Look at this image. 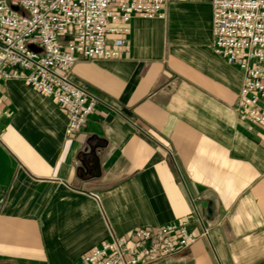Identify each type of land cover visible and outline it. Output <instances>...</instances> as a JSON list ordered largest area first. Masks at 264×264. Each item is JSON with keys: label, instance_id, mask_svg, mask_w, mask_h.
<instances>
[{"label": "crops", "instance_id": "crops-1", "mask_svg": "<svg viewBox=\"0 0 264 264\" xmlns=\"http://www.w3.org/2000/svg\"><path fill=\"white\" fill-rule=\"evenodd\" d=\"M125 39L120 58L73 67L105 104L72 137L53 99L0 83V264H82L111 235L183 220L196 242L154 264H264V131L239 120L244 76L213 50L211 4L172 1Z\"/></svg>", "mask_w": 264, "mask_h": 264}, {"label": "built area", "instance_id": "built-area-1", "mask_svg": "<svg viewBox=\"0 0 264 264\" xmlns=\"http://www.w3.org/2000/svg\"><path fill=\"white\" fill-rule=\"evenodd\" d=\"M172 1L177 0H0V83L18 80L53 99L72 137L105 104L72 79L73 67L81 60L120 58L131 20L162 18ZM193 1L211 4L213 50L243 73L239 120L264 131V0ZM194 215L201 222L196 207ZM196 240L187 220L139 227L111 235L82 264H154Z\"/></svg>", "mask_w": 264, "mask_h": 264}, {"label": "water", "instance_id": "water-1", "mask_svg": "<svg viewBox=\"0 0 264 264\" xmlns=\"http://www.w3.org/2000/svg\"><path fill=\"white\" fill-rule=\"evenodd\" d=\"M31 49L40 51L35 46H31ZM97 147L87 148L81 158L80 170L89 173L91 170H96L99 166L97 158ZM202 202L200 204L202 208V214L204 219L209 223H214L216 221V208L217 202L213 193L208 192L202 197Z\"/></svg>", "mask_w": 264, "mask_h": 264}]
</instances>
